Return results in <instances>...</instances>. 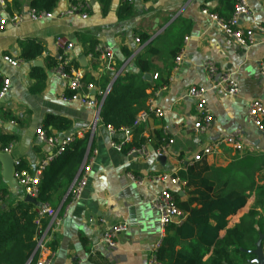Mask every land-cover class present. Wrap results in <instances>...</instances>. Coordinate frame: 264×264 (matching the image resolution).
Segmentation results:
<instances>
[{
    "label": "crops",
    "instance_id": "obj_1",
    "mask_svg": "<svg viewBox=\"0 0 264 264\" xmlns=\"http://www.w3.org/2000/svg\"><path fill=\"white\" fill-rule=\"evenodd\" d=\"M34 1L0 0V13L7 19L13 14L27 18ZM82 1L88 6L86 19H81L79 15L57 17L72 2L57 0L51 11L53 18L38 22L24 18V22L17 27L8 22L0 31V88L3 80L10 82L8 93L0 102V136L14 137L8 149L13 161L21 162L31 173L54 152L52 147L38 141L35 136L36 129L43 126V120L48 115L70 121L67 132L50 129L51 136L59 139L66 133L70 137L81 132L87 135L88 145L79 171L84 165L88 147H91L85 159L88 173L80 198L69 207L60 227L46 233L48 245L55 241L54 250L47 247L55 254L52 264H148L165 236V229L163 233L161 231L159 215L150 206L151 199L161 190L177 194L181 199L186 197V192L178 186L153 183L147 178L162 173L178 178V172L196 164L206 168L205 173L211 180L228 181V187L249 193L245 206L228 218L227 228L238 224L255 208L257 188L264 185V132L252 127L247 117V107L252 100L259 99L264 103V79L259 74V67L264 62V34L256 30V27L264 28V0H246L250 14L241 19L240 26L254 31V44L248 47H241L228 39L202 14V10L207 9L210 13L227 15L223 10L226 7L224 0H133L131 4L124 0ZM124 3L131 10L127 15L120 16ZM58 37L73 44L69 61L77 63L82 72L96 78L111 74L102 70L100 61L89 59L86 55L90 42L112 51L116 76L135 72L134 57L148 47L153 48V53L145 54L152 65V71L148 72L151 84L155 81L152 78L155 74H169V78L166 86L147 91L145 108L151 101L162 112V117L151 116L139 125L148 151L147 158L115 151L109 145L105 126L99 121L94 123V109L77 102L61 101L67 93L66 82L48 70V65L60 56L56 45ZM138 39L137 44L135 40ZM28 40L39 43L43 48L42 55L35 61L42 64L36 68L46 73V81L43 90L36 95L29 91L33 84L30 73L34 61L20 58L21 44ZM125 51L132 52L131 57L126 58ZM178 51L183 53L177 64L173 59ZM6 56L18 60L19 67L6 63L3 60ZM208 61L216 67L214 82L227 74L237 83L235 97L214 89L204 68ZM115 75L110 76V82ZM192 87L208 89L206 99L212 123L202 135L193 131L195 104L187 96ZM93 123L94 129L91 128ZM236 132L243 135L242 152L221 144L212 155L192 163L193 155L203 147ZM157 134L162 136L161 144L172 140L166 153L161 155L166 158L162 164L157 160L161 147L155 139ZM123 138L122 133L114 136L117 142ZM0 153H4L1 144ZM247 158L249 164L244 161ZM239 168L248 177V185L237 181L235 172ZM1 171L0 164V212H3L12 203L23 200L24 195L20 188L11 191L2 182ZM129 174L145 180L137 185L129 179ZM2 191L7 193L2 195ZM66 194L59 202L53 201L55 210L62 207ZM255 209L263 215L260 207ZM121 223L128 228L117 237L116 247L108 249L103 246L100 238L104 228ZM223 235L224 231L220 232L219 236ZM35 249L33 255L36 254Z\"/></svg>",
    "mask_w": 264,
    "mask_h": 264
},
{
    "label": "trees",
    "instance_id": "obj_2",
    "mask_svg": "<svg viewBox=\"0 0 264 264\" xmlns=\"http://www.w3.org/2000/svg\"><path fill=\"white\" fill-rule=\"evenodd\" d=\"M224 1L226 7L223 10L227 15L211 13L222 20H227L232 15L235 0ZM56 2L57 0H36L32 3L31 9L51 12ZM130 10L131 7L124 3L120 16L127 15ZM96 47L95 42H90L86 53V55L93 54L95 61H97V54H94ZM153 52V48H146L141 55L134 57L135 72H125L116 76L99 111V122L103 126H111L115 130L127 129L130 142L123 145L124 154L145 143L141 137L142 129L139 126L134 127V121L136 115L145 108L147 91L151 88L155 90L162 88L168 82L169 74H158L153 85L152 80L145 78V75L152 71V65L146 60L145 54ZM42 53L43 48L39 43L28 40L21 44L20 58L23 61H35ZM178 54L179 51L174 55V62ZM131 55L130 51L124 52L126 58ZM63 61L60 54L58 60L48 65V70L52 71ZM70 68L79 70L80 66L70 61L65 69ZM111 75L96 78L84 72L81 93L90 95V91H87L89 86L96 91H104L111 83ZM30 78L33 81L30 94L36 95L44 88L46 73L34 67ZM66 94L71 95L70 92ZM93 97L97 99V96ZM69 127L70 121L52 115L45 117L42 126L46 137L51 136L50 129L64 133ZM72 138L73 141L62 153L53 158L41 174L35 197L38 207L47 205L55 209L56 207H52L53 201L61 200L79 173L80 163L87 149L88 137L86 135L81 139L76 136ZM155 139L161 144L160 134H157ZM13 140V136H0L2 149H7ZM90 149L91 147L87 156ZM16 170H25L21 162ZM205 172L204 166L196 164L187 166L176 174L180 181L185 182L186 197L181 199L177 194L172 195L183 218L180 223H170L165 227V236L155 253V259L159 264H250L254 257L248 252L255 249L259 235H263L261 245L264 254V185L257 188L258 198L255 205V208L262 209L263 215L254 208L242 217L238 224L227 228L228 218L245 206L249 193L228 187V181L222 183L220 179L211 180ZM6 193L2 191V195ZM68 201L69 197L66 194L62 208L59 210L60 214ZM37 218V208L23 200L12 203L7 210L0 212V264H27L30 260L32 263L36 261L38 253L33 255V251L36 246ZM46 227L47 221L40 219L39 230L43 232ZM222 231L224 235L220 237ZM50 245L54 249L55 241L53 240Z\"/></svg>",
    "mask_w": 264,
    "mask_h": 264
},
{
    "label": "built area",
    "instance_id": "obj_3",
    "mask_svg": "<svg viewBox=\"0 0 264 264\" xmlns=\"http://www.w3.org/2000/svg\"><path fill=\"white\" fill-rule=\"evenodd\" d=\"M126 3L131 4L133 0H124ZM3 7V5H2ZM88 13V6L86 2L82 0H74L67 9L58 13L57 17L73 16L79 15L81 19H86ZM202 14L207 16L209 20L214 23L222 33L230 40L234 41L237 45L241 47H248L254 44V31L243 29L240 26V21L243 17H247L250 14L249 4L246 0H235L234 8L232 15L227 20H222L218 18L215 14L210 13L207 9L202 10ZM22 15L13 14L9 19L0 13V31L4 30L8 22L13 26L17 27L19 24L24 22ZM53 18L51 12L35 11L33 9L29 10L27 19L31 22H38L46 19ZM256 30L264 34V28L256 27ZM136 43H139V40H135ZM56 45L60 51L61 56L63 57V63L57 65L51 72L57 75L60 79L66 82V90L70 92L71 95L64 94L61 97L62 102H77L82 106L92 108L95 110L96 119L94 123L99 121V111L102 105V102L105 96L110 90V85L104 91H96L90 86L87 87V91H90V95L87 93H81V80L83 78L82 70L65 69V66L70 62L68 59L69 53L73 48L72 43L66 42L61 37L56 38ZM183 51H180V54L176 57L175 62L178 64L181 59V54ZM94 54H97V60L102 63V70L115 74L114 67V55L109 48H99L96 47ZM89 59H94L93 54L88 55ZM3 60L12 67H19L20 62L18 60H13L11 57H4ZM204 68L207 71L209 80L213 83L214 89H218L222 94L235 97L238 92L237 83L231 79L230 75L223 74L217 81H213V77L216 75V67L213 62H206ZM259 74L264 79V62L261 63L259 67ZM116 78H113V80ZM153 80L157 79V75H153ZM10 87V82L8 79L3 80L2 86L0 88V102L3 100L5 95L8 93ZM93 92V94L91 93ZM208 92L207 88L203 87H192L188 90L187 96L194 101L195 112H196V121L193 124V131L195 134L202 135L206 133L212 123V115L208 108L206 94ZM93 96H97V99ZM154 116L156 118L162 117V112L154 107L153 103L150 101L147 104V107L140 111L134 121V127L139 126L142 123H145L148 118ZM247 117L250 123L256 127L259 132H264V103L259 99L252 100L247 107ZM98 118V120H97ZM93 123L92 129H94L95 124ZM106 131L109 135V145L117 152H122L123 145L130 142V135L127 132V129L120 128L119 130L113 129L111 126H105ZM117 133H122L124 138L117 142L114 140V136ZM84 132L79 133L76 137L82 138ZM35 136L38 141L48 144L54 149V152L51 153L33 172L29 173L26 170H16L19 162H14L15 172L14 180L20 188L24 196L35 199L37 195V186L41 177L42 172L47 167V165L53 160L54 157L59 155L64 151V149L73 141V138L63 137L56 138L54 136L46 137L45 131L42 126H39L35 131ZM172 144V140L163 141L160 149L158 150V155L161 156L166 153V150L169 148V145ZM223 144L230 147L236 152H242L244 150L243 144V135L236 132L231 134L222 140L203 147L198 153L193 155L191 158L192 163H197L202 160L204 156L212 155L218 147ZM4 150V153H9V149ZM127 156L137 155L140 158H147L148 151L146 150L145 145H140L138 148H132L128 151ZM84 165L81 171L76 176L75 180L71 184L67 196L69 201L67 205L62 210V213H59V210L50 208L47 205L42 207H37V221H36V252L38 257L34 263L28 261L27 264H52L54 258V252L48 250V240L46 239V233L49 231L52 233L56 231L63 220L67 217L69 207L80 198L82 190L86 184L88 167ZM129 179L137 185H141L145 179H136L132 175H128ZM148 181L162 184L169 183L171 185L178 186L181 189H185V182L180 181L175 176L169 174H156L147 178ZM150 206L157 211L159 215V223L161 225V231L163 233L165 227L170 223L178 224L183 218L182 213L177 209L173 196L170 192L161 190L158 192L150 201ZM43 219L47 221V227L45 231L41 232L39 230V220ZM127 225L124 223L112 225L105 227L104 231L101 234L100 241L108 249H114L116 247V239L121 234L127 231ZM162 238V236H161ZM159 247V243L157 245ZM148 264H159L155 257L149 261Z\"/></svg>",
    "mask_w": 264,
    "mask_h": 264
},
{
    "label": "water",
    "instance_id": "obj_4",
    "mask_svg": "<svg viewBox=\"0 0 264 264\" xmlns=\"http://www.w3.org/2000/svg\"><path fill=\"white\" fill-rule=\"evenodd\" d=\"M83 60H84V58L81 59L82 65H84ZM32 65L34 67H41L42 66V64L39 61H34ZM145 78L147 80H150L151 77H150V75H145ZM112 82H113V80L111 81L110 86H111ZM91 93L93 94V92H91ZM97 120H98V118H97ZM68 136H69L68 133H66L65 137H68ZM88 149H89V147H88ZM87 153L84 157L83 164H84L85 159L87 157ZM157 160L162 164L163 162H165L166 158L164 156H158ZM0 164H1V168H2V171H1L2 182L11 191H13V190L18 191L19 187L14 180L15 167H14L13 159L7 153H0ZM23 201L27 202V203H31L36 208L38 207L36 200L33 198H30L28 196H24ZM262 239H263V235H259V237L255 243V249L248 252L249 254H251L254 257V259L252 261H250V264H264V254H263V249H262V245H261ZM35 251H36V249H35Z\"/></svg>",
    "mask_w": 264,
    "mask_h": 264
},
{
    "label": "rangeland",
    "instance_id": "obj_5",
    "mask_svg": "<svg viewBox=\"0 0 264 264\" xmlns=\"http://www.w3.org/2000/svg\"><path fill=\"white\" fill-rule=\"evenodd\" d=\"M251 126L254 127L252 124H251ZM252 127H250V128L253 131ZM247 160H248V158L244 161L246 164H249V161H247ZM235 175L237 176V181H239L241 185H248L249 184L248 177L245 176L243 169H241V168L237 169L235 172ZM49 247L51 248V245H49ZM52 250H54V249H52Z\"/></svg>",
    "mask_w": 264,
    "mask_h": 264
}]
</instances>
